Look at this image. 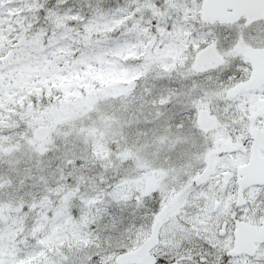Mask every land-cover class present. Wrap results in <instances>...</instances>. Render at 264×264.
<instances>
[{
  "label": "snow or ice",
  "instance_id": "snow-or-ice-1",
  "mask_svg": "<svg viewBox=\"0 0 264 264\" xmlns=\"http://www.w3.org/2000/svg\"><path fill=\"white\" fill-rule=\"evenodd\" d=\"M0 264H264V0H0Z\"/></svg>",
  "mask_w": 264,
  "mask_h": 264
}]
</instances>
